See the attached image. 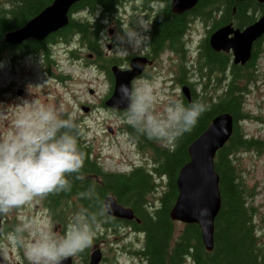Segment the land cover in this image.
Returning a JSON list of instances; mask_svg holds the SVG:
<instances>
[{
	"label": "trees",
	"instance_id": "16d2710c",
	"mask_svg": "<svg viewBox=\"0 0 264 264\" xmlns=\"http://www.w3.org/2000/svg\"><path fill=\"white\" fill-rule=\"evenodd\" d=\"M53 0H8L6 5H0V57L5 50L8 52L43 53L47 64L51 62L49 43L58 40L70 42L79 35L78 40L87 45L93 51L97 49L98 27L90 26L86 21L78 23L73 17L68 24L62 27L59 34H49L43 40L29 39L20 44H9L4 41L6 33L24 25L29 19L38 14L45 6ZM81 1V2H80ZM79 8L90 6L93 9L99 6L105 13L112 12L115 0H80ZM75 4V5H76ZM74 5V7H75ZM217 6H223L220 20L217 24L227 21V17H232L233 7L235 13L233 17L238 23L250 21L255 10L264 13V2L257 0H197L192 8L207 18L216 10ZM209 7V11H207ZM186 24V17L183 14L172 12L169 5H166L155 18L153 26L152 44L154 48H159L167 41L172 46L178 44V38ZM61 37V39H60ZM258 46V42L256 43ZM259 46L256 53H259ZM205 56L209 68L223 67L226 58L213 51L207 43L204 44ZM252 67V66H251ZM250 66H234L230 71V79L225 89L213 99L211 95L200 96L191 89V100L186 98L182 102L190 104L196 100H202L208 105L199 118L196 126L190 133H185L171 145L158 146L153 141L137 136L133 129L131 132L143 145V151H152L150 166L148 169L139 168L129 173H118L105 171L94 158H90L88 148L82 147L83 141L79 140L81 150L84 153V164L80 172V179L75 175L69 176L72 185L68 192H52L47 194L44 204L50 209L55 218H65L66 213L71 209L67 208V203L77 198L81 205L80 210L92 209L96 207L105 196L113 194L118 203L130 206L136 216L137 221L120 220L106 215L98 223H101L105 230L121 224L129 225L135 231L144 234L143 245L135 252L144 259L145 264H184L186 258H191L193 264H264V251L256 245L252 217L254 211L249 209L245 201V189L240 175L239 165H236V153L242 147L260 146V142L255 139L244 138L238 129V121L247 118L249 115L242 111V95L245 86L239 85L241 81H249L252 78V71H235L247 69ZM109 72V71H108ZM199 71L200 75L213 79L218 85L225 79L224 71ZM222 73V74H220ZM222 75L221 77L219 76ZM177 77V81H183ZM228 112L233 116L234 128L228 140L218 151L217 160L214 163L215 170L219 174V188L222 197L221 208L215 218L214 247L212 251L205 250L201 241L200 229L197 224H183L180 231H176V222L169 218V210L177 197L176 176L180 167L189 159L187 148L207 127L210 120L220 113ZM96 175H99L100 180ZM165 176L166 183L162 186L156 181V177ZM162 186L163 192L156 199H148V195ZM92 188L98 197L97 200H85L81 198V193ZM74 202V201H73ZM62 209V212L59 211ZM79 210V211H80ZM70 219H64L63 223ZM95 238V236H94Z\"/></svg>",
	"mask_w": 264,
	"mask_h": 264
},
{
	"label": "rangeland",
	"instance_id": "374dc122",
	"mask_svg": "<svg viewBox=\"0 0 264 264\" xmlns=\"http://www.w3.org/2000/svg\"><path fill=\"white\" fill-rule=\"evenodd\" d=\"M130 8H127V16H124L121 11L113 14L116 17L121 16L125 26H131L130 20L133 19L130 18L133 15ZM110 27H114V25L105 29L104 39H102L104 52H108L107 44L112 43L111 37L115 36L108 32ZM65 43L72 44L70 54L69 50H65L63 47ZM261 47V52L252 67L257 71H252V78L249 81L239 82V85L245 86L242 95V111H245V114L249 116L237 123L244 138L255 139L261 144L259 147H242L233 158H236V165H239L241 171L242 184L246 191V205L254 211L252 224L256 245L264 251V44ZM76 51L83 57H87V54L93 50L81 42L74 41H59L54 46L53 55L59 60L61 67L59 71L53 64L50 65L48 71H44L43 62L40 60L41 53L27 52L24 57H17L20 60L15 64L10 61L4 62V67L0 69V87H10V90L3 95L2 103L14 105L18 102V98H33L36 102L59 105L67 112H75L82 132L81 140L90 149L91 157L105 170L124 172L135 165L147 162L146 154L135 146V137L129 132L130 127L124 122L123 112L103 103L98 104L106 91L105 99L112 93L114 83L111 75L106 71L97 70L93 66L79 65L71 57ZM169 52L162 55L164 61ZM189 57L187 55L181 58L180 63H184L186 69L188 66L193 67ZM108 61L112 60L103 59L101 63ZM165 63L167 71H158V73L151 71L150 78L158 81V91L162 102L168 98L176 99L177 96L184 99L181 91L183 84L190 85L194 92L200 96L211 95L215 100L225 89L231 77V65H227V69L223 72L225 79L218 85L213 76L208 82L207 78L202 77L199 71H169L170 66L167 62ZM59 72L65 76L61 78L53 75ZM213 74L215 73L213 72ZM178 76H182L183 81L171 80ZM19 89L22 90L20 95L17 94ZM82 106H89L91 109L85 111ZM10 126L9 124L8 128ZM8 128L0 125V134L6 132ZM215 157H218L217 153ZM161 185H165V180ZM162 186L149 194L148 199L158 198L163 192ZM67 205V208L71 207L73 210L67 211L65 218H55L43 201L38 205H28L23 211H20V208L14 209L16 216H10V213L2 216L4 228H7L5 225L13 228L24 219L35 218L42 224L50 225L57 234L63 235L69 225V223H63L64 219H71L73 214L81 208L78 202H68ZM46 207L49 210L47 214H40L41 211L35 212L39 208ZM59 211L62 212V209L59 208ZM182 225L181 222H176V231H180ZM133 230L125 224L105 230L101 223H97L92 244L83 252L74 255L73 264H87L93 248L97 246L102 253V261L99 264H144V259L135 253L143 245V234ZM0 233L2 232L0 231ZM16 263L27 264L23 249L8 246L0 236V264ZM187 264L192 263L187 260Z\"/></svg>",
	"mask_w": 264,
	"mask_h": 264
},
{
	"label": "clouds",
	"instance_id": "9594fccd",
	"mask_svg": "<svg viewBox=\"0 0 264 264\" xmlns=\"http://www.w3.org/2000/svg\"><path fill=\"white\" fill-rule=\"evenodd\" d=\"M148 31L137 22L111 37L112 43L122 51L141 50L150 42ZM158 89V81L149 78L121 83L115 107L124 106L123 118L137 136L171 145L192 131L208 105L202 100L186 105L174 98L162 102ZM0 125L8 128L0 134V216L54 191H70L69 176L80 179L84 153L75 112L18 98L14 105L0 103ZM81 198L98 199L92 188L82 192ZM110 212L111 202L105 199L92 209L75 212L63 235L29 218L0 236L8 246L23 249L27 264H63L92 244L98 221Z\"/></svg>",
	"mask_w": 264,
	"mask_h": 264
},
{
	"label": "water",
	"instance_id": "95a60500",
	"mask_svg": "<svg viewBox=\"0 0 264 264\" xmlns=\"http://www.w3.org/2000/svg\"><path fill=\"white\" fill-rule=\"evenodd\" d=\"M79 0H53L38 14L29 19L24 25L6 33L4 41L9 44L21 43L24 39L35 38L41 40L69 21V9ZM197 0H172L173 11L181 12L190 8ZM262 2L264 0H258ZM234 32L231 39L230 32ZM264 31V17L247 26L243 31L233 30L227 25L214 31L209 37V43L214 49L234 50V61L244 62L250 55L252 41ZM140 71H129L132 78ZM128 84V83H127ZM188 96V88H182ZM87 110L86 107H84ZM233 131V120L228 112L220 113L212 118L206 129L188 146L189 159L186 161L176 177L178 195L169 210L171 220H178L185 224L196 223L200 228V237L207 251L214 247L215 218L222 205L219 188V174L214 167L217 151L229 140ZM111 202L110 214L115 217L132 219L134 212L130 207L118 203L113 195L104 198ZM101 250L96 248L90 254L88 264H98ZM68 257L63 264H70Z\"/></svg>",
	"mask_w": 264,
	"mask_h": 264
},
{
	"label": "flooded vegetation",
	"instance_id": "af4514ba",
	"mask_svg": "<svg viewBox=\"0 0 264 264\" xmlns=\"http://www.w3.org/2000/svg\"><path fill=\"white\" fill-rule=\"evenodd\" d=\"M111 2H113L115 6L113 7L114 10L109 13H105L99 6H95L93 9H91L90 6L79 8V4H76L74 7L75 12L78 13V19L76 20L78 23H83L86 21L87 23H89L90 26L95 27L96 24L97 27L99 26L97 38L98 51L89 52L87 54V57H83L77 52L71 56L79 65L83 67L93 66L100 71H113V67H116V69H118L121 74L132 69L134 71H140L134 76L135 78L131 79L132 82L139 78L149 76L152 73L151 71H157V73L158 71H167L165 62H167L170 66L169 71H225L227 69V65H231L230 71H234L233 67L238 65H247L250 66V68L238 69L235 71H257V69H253L252 67L256 61V50L260 45L264 43V32L261 34V36H259L252 42L250 56L244 63L233 62L232 50L225 52L222 50L212 49L208 42V36L220 26L229 23H231L234 28L242 30L248 24L254 22L257 17L264 15V13H262L261 11L255 10L253 16L250 15V12H247V15H249L251 18L250 21L240 24L238 23V21H235L236 18L233 17L235 13V7H233L232 17H227V21H223L222 23L217 24V21L220 20L221 11H224L223 6H217V10L220 9V11L217 12L216 10H212L210 16L204 18L201 14V9L198 12L192 10L194 5L181 12L173 11L171 7L172 0H115ZM166 5H169V8L172 12H177V14H183L186 17V24L178 38V44L176 46H172L167 41H165V43L159 48H154L152 44V39L155 18ZM127 8H130V11L133 14L130 16V18H133L130 20V25L137 23L136 21H142L140 23L142 28L149 29L147 34L150 36V42L147 44L146 47L141 50L129 51L118 50L113 43H108V52H104L102 48V39H104V32L107 27H109L110 25H114V27L108 28V32L112 35L116 34L117 32H120L122 29H127L130 27L124 25L121 16L116 17L113 15L116 12L121 11L124 16H127ZM209 10V7H207V11ZM61 31L62 28L58 29L53 33L59 34ZM189 38L195 44V46L187 47ZM257 42L258 46H256ZM205 43H207L213 51L218 52L226 58V62L223 67L212 69L209 68L204 51ZM168 51L170 52L166 54V60L164 61L162 55ZM187 55L190 56L189 60L192 62L193 67L190 68L188 66V68L186 69L185 64L180 62L181 58L186 57ZM103 59L112 61L101 63V60ZM110 77L112 78L113 74ZM113 81L114 80L112 79V82ZM9 90L10 89H7L6 93L9 92ZM135 140L138 146V150L142 152L141 147L143 145L138 142L136 137ZM145 163L146 162L140 163L139 166L135 165L132 170L139 168L148 169L147 167L142 165ZM96 176L99 180L101 179L99 175ZM0 227L1 232L10 229V227L7 225H5V227L7 228H4V222L1 220Z\"/></svg>",
	"mask_w": 264,
	"mask_h": 264
}]
</instances>
